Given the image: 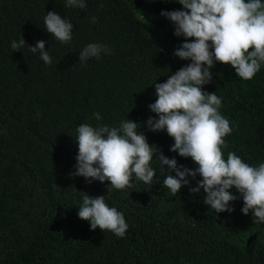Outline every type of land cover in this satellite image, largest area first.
Masks as SVG:
<instances>
[{"label":"trees","instance_id":"16d2710c","mask_svg":"<svg viewBox=\"0 0 264 264\" xmlns=\"http://www.w3.org/2000/svg\"><path fill=\"white\" fill-rule=\"evenodd\" d=\"M176 2L85 0L79 9L66 7V0H0V264H264V223L242 214V199L229 204L231 213L217 214L204 203L203 189L194 194L203 227L225 235L222 241L198 240L197 219L172 212L171 197L165 200L169 169L155 158L153 183L133 176L134 187L126 190L108 192V181L69 175L76 171L79 125L119 128L126 119L142 125L139 131L165 157L198 167L170 151L166 131L146 127L150 117L158 118L149 109L157 99L155 83L191 63L174 55L185 41L161 16L183 10ZM47 12L73 24L70 42L46 31ZM21 36L27 45L14 52L11 44ZM40 40L51 65L28 47ZM91 43L110 51L80 64L79 53ZM210 71L213 80L203 90L222 98L220 113L232 127L225 159L231 151L250 166L264 163V64L248 81L218 62ZM188 179L182 188L191 192L202 178ZM81 192L105 196L129 226L123 237L140 238L151 248H130L110 231H92L78 217ZM230 192L239 197L235 188Z\"/></svg>","mask_w":264,"mask_h":264},{"label":"clouds","instance_id":"9594fccd","mask_svg":"<svg viewBox=\"0 0 264 264\" xmlns=\"http://www.w3.org/2000/svg\"><path fill=\"white\" fill-rule=\"evenodd\" d=\"M176 3L182 5L183 10L162 11L161 16L174 25L176 37L184 38L185 42L174 55L191 63L169 75L166 82L155 83L157 99L149 109L158 118L150 117L146 127L153 133L166 131L170 137V151L191 158L198 167L193 171L178 165L175 158L165 157L139 131L142 125L126 119L119 128L93 127L87 123L79 125L75 139L78 144L76 171L69 175L84 177L89 182L108 181V192L126 190L134 187L133 176L145 184L153 183L156 169L151 162L155 158L169 169L163 184L165 200L171 197L172 212H185L197 219L194 225L199 228L201 237L198 240L210 237L222 241L225 235H220L221 230H212L209 225L203 227L204 220L194 212V194L203 189L204 203L210 206L211 213L215 211L217 214L231 213L234 209L229 204L242 199V214L247 216L251 212L254 223H264V163L250 166L231 151L225 159V137L231 134L232 127L220 113L222 98L216 93L205 92L203 88L212 82L210 69L216 62L231 66L236 76L245 81L252 80L260 71L264 64V2L178 0ZM66 7L84 9L86 3L85 0H66ZM95 22L96 17H92V23ZM44 24L46 31L60 42L72 40L73 24L56 12H47ZM25 45L21 36L18 42H12L11 47L16 52ZM28 47L32 53L38 52L45 64L51 65L52 58L49 51H45L43 40ZM109 51L106 45L88 44L79 53V63L99 59L102 52ZM94 116L101 119L99 113ZM197 175L202 179L196 187L189 189L191 192L182 188L189 186L188 177L195 179ZM233 188L239 197L230 192ZM81 194L78 217L88 221L92 231H110V236L125 239L123 243L130 248H151L140 238L123 237L129 226L123 213L106 203L105 196L93 198L87 193ZM154 198L160 203V195L154 193Z\"/></svg>","mask_w":264,"mask_h":264}]
</instances>
